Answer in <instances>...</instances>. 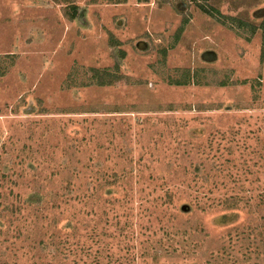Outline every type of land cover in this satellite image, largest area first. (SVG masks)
Listing matches in <instances>:
<instances>
[{
	"label": "rangeland",
	"instance_id": "rangeland-1",
	"mask_svg": "<svg viewBox=\"0 0 264 264\" xmlns=\"http://www.w3.org/2000/svg\"><path fill=\"white\" fill-rule=\"evenodd\" d=\"M0 264H264V0H0Z\"/></svg>",
	"mask_w": 264,
	"mask_h": 264
},
{
	"label": "crops",
	"instance_id": "crops-1",
	"mask_svg": "<svg viewBox=\"0 0 264 264\" xmlns=\"http://www.w3.org/2000/svg\"><path fill=\"white\" fill-rule=\"evenodd\" d=\"M79 9V8H78ZM82 11H81V9H79L78 10V16H77V21H78V23H81V22H84L85 20H83V17H82Z\"/></svg>",
	"mask_w": 264,
	"mask_h": 264
},
{
	"label": "trees",
	"instance_id": "trees-1",
	"mask_svg": "<svg viewBox=\"0 0 264 264\" xmlns=\"http://www.w3.org/2000/svg\"><path fill=\"white\" fill-rule=\"evenodd\" d=\"M75 14H76V11H75V9H73V12L71 13L70 18L72 19L75 16ZM98 84L103 85V83H101V82Z\"/></svg>",
	"mask_w": 264,
	"mask_h": 264
}]
</instances>
